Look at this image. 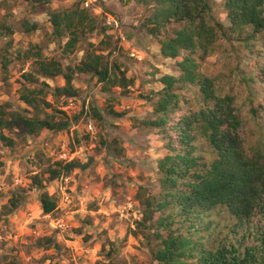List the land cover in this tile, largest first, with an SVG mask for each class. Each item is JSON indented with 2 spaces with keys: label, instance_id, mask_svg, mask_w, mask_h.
Masks as SVG:
<instances>
[{
  "label": "rangeland",
  "instance_id": "obj_1",
  "mask_svg": "<svg viewBox=\"0 0 264 264\" xmlns=\"http://www.w3.org/2000/svg\"><path fill=\"white\" fill-rule=\"evenodd\" d=\"M79 2L89 3L98 18L99 28L91 43L101 46L97 51L102 53L100 50H103L110 66L117 63L129 71L136 78L135 86L127 94L114 87L106 92L96 77L76 73L74 83L78 95L75 98L56 97L52 95L54 90H49L43 98L51 106L43 102L38 109L28 106L21 99L22 85L26 83L24 73L33 66L22 57L23 52L31 45H39L46 57L60 60L65 67H75L86 56L90 42L82 41L74 53L66 54L67 38H56L46 12L36 14L38 3L0 0V24L18 29L12 36L0 38V103H10L19 111L29 109L31 115L42 117L46 113L56 111L61 115L65 111L71 121L67 129L48 131L41 140L24 138L18 130H5L15 139L14 147L0 140V264H159L153 257L154 240L150 242L137 228L144 209L138 194L146 193L143 197H147L159 191L158 161L166 150L162 132L144 123L157 117L154 109L164 87L160 79L166 74L178 75V63L162 55L157 38L145 28L144 21L152 13L155 0H54L48 7L66 10ZM211 3L214 16L228 25L223 0H211ZM24 18L39 22L41 29L25 34L18 26ZM180 27L174 24L169 33L164 30L163 34L172 36ZM105 31L108 35L104 39ZM242 36L239 41L219 42L215 52L204 56L199 53L196 57L200 72L216 81L219 94L235 97L237 113L243 118L241 132L251 154L254 149L264 152V84L259 76L264 60V39L247 42L245 34ZM249 44L255 46L250 48ZM134 51L137 57L131 55ZM4 55L12 59L8 71L2 66ZM43 82L52 89L65 85L63 76L42 78L38 86L44 87ZM179 92L181 111L171 116V123H177L183 115L203 105L198 86H187ZM93 107L104 113V120H97ZM89 121L96 128L94 135L86 128ZM87 136H90L89 141ZM201 140L200 145H204L205 139ZM63 147L80 152L75 179L68 182L75 187V192L72 187H66V207L60 209L59 200L55 199L58 208L49 215L42 209L41 196L37 197L40 215L28 214L26 219L31 222L26 223L20 219V212L33 190L41 188L37 179L43 186L42 176H47L49 183L54 181L49 171L59 170L61 166L53 153L57 154ZM81 156L87 163H81ZM45 164L48 167L44 168ZM38 168H43V172L33 174ZM17 180L21 182L17 184ZM86 196L91 199L82 204L81 199ZM19 198L22 200L19 208L13 209L12 201ZM81 208L85 209L84 213ZM13 215L17 216L15 223L10 219ZM44 217L49 219L45 221ZM58 220L64 221V227ZM211 221L219 229L229 228L220 237L235 232L231 242H237L245 233L243 226L234 227L227 212H215ZM105 224L107 228L103 227ZM89 228L96 231H87ZM135 229L138 234L134 233ZM61 235L64 239L58 240ZM249 243L254 241L250 239ZM190 263L198 264L197 261Z\"/></svg>",
  "mask_w": 264,
  "mask_h": 264
},
{
  "label": "trees",
  "instance_id": "obj_2",
  "mask_svg": "<svg viewBox=\"0 0 264 264\" xmlns=\"http://www.w3.org/2000/svg\"><path fill=\"white\" fill-rule=\"evenodd\" d=\"M27 1L39 4L36 14L49 15L56 38H67L66 54L74 53L82 41L90 42V49L75 67H65L60 60L46 57L39 45H31L22 54L33 66L24 73L23 102L35 109L42 102L51 106L43 98L49 90H54L52 95L56 97L75 98L78 95L74 83L76 73L96 77L106 92L113 87L121 89L122 94L130 92L136 78L117 63L112 66L106 63L103 50H100L102 53L97 51L101 46L91 43L99 22L87 3L56 10L48 7L54 0ZM223 6L228 14V25L214 16L211 0H155L152 13L144 21L147 31L157 38L162 55L177 60L179 72L160 79L164 87L154 109L157 117L144 123L162 132L166 150L158 161L159 191L147 197H143L146 193L138 194L144 209L137 228L150 242L154 240L153 257L159 264H191L192 261L264 264V152L254 149L249 153L235 97L219 94L216 81L200 72L196 57L199 53L204 56L215 52L219 42L242 40L244 34L247 42L264 39V0H223ZM174 24L181 27L175 29L172 36L163 34L164 30L169 33ZM18 26L25 34L41 29L39 22L28 18L19 21ZM107 31L103 32L104 39ZM17 32L13 25L0 24V38ZM1 61L4 71H8L12 59L4 55ZM59 76L65 79L64 86L52 89L46 82L42 83L44 87L38 86L42 78ZM259 76L264 84V60ZM194 85L200 89L203 105L183 115L177 123H171V116L181 111L179 91ZM92 111L97 120H104L99 108L93 107ZM70 123L65 111L61 115L55 111L42 117L31 115L29 109L19 111L10 103H0V140L8 147H14L16 141L5 130H18L24 138L41 140L46 132L63 131ZM89 139L87 136L86 140ZM201 139H205L204 145H200ZM57 162L61 168L50 169L51 180L61 175L70 176L79 167V159ZM37 182L42 188V182L38 179ZM21 202L20 198L12 201L13 209H18ZM41 202L47 215L58 208L57 201L50 199L47 193L41 195ZM215 212H227L234 227L243 226L245 233L237 242L230 241L234 231L220 237L229 228L219 229L212 223L211 215ZM203 222L206 223L202 226ZM142 228L148 232L144 233ZM134 233L138 234L136 229ZM250 239L253 244L249 243Z\"/></svg>",
  "mask_w": 264,
  "mask_h": 264
},
{
  "label": "clouds",
  "instance_id": "obj_3",
  "mask_svg": "<svg viewBox=\"0 0 264 264\" xmlns=\"http://www.w3.org/2000/svg\"><path fill=\"white\" fill-rule=\"evenodd\" d=\"M82 151L83 150H81V152ZM77 155H80V152H78ZM81 163H87L86 158H84L83 156H81ZM43 167L46 168V167H48V165L45 164ZM36 172H43V168L35 169L33 171V174H35ZM75 176H76L75 172H73V174L71 176H67V177H65L64 175H61V177L59 179L54 180L50 183L48 182L47 176H42L41 179L44 181V186L42 188L34 189L33 192L30 194L28 202L23 206V210L20 212V219L26 220V223H30L31 219H26L28 214H34V216L40 215V204H39V201L37 200V197L41 196L44 193H47V195L50 199H58L60 209L65 208L66 204L64 202L68 200V197L66 195H64L65 189H66V187H72V191L75 192V187H73L72 185H70L68 183L69 181H73L75 179ZM20 182H21L20 180L16 181L17 184H19ZM62 182H63V184H62ZM76 198L79 199V197H76ZM88 199H91V197H87V196L84 197L83 199H81V203L82 204L86 203ZM6 202L7 201H5V203ZM130 206L131 205H129V207ZM80 211H81V213H84L85 209L81 208ZM68 218L71 219V217H68ZM10 219L15 223L17 220V216L13 215ZM43 219L45 221H47L49 218L44 217ZM26 223L23 226H21V228H20L21 232L24 230V227H26ZM58 223L61 227H64V221L63 220H58ZM96 223H99V221H97ZM38 227H39V225H38ZM103 227L107 228L108 225L105 224ZM13 230H15V229H13ZM100 230L102 231V229H100ZM87 231H96V229L95 228H89V229H87ZM111 234L112 233L110 232V235ZM57 239L63 240L64 236L61 235V236L57 237ZM97 247H98V245H97Z\"/></svg>",
  "mask_w": 264,
  "mask_h": 264
},
{
  "label": "built area",
  "instance_id": "obj_4",
  "mask_svg": "<svg viewBox=\"0 0 264 264\" xmlns=\"http://www.w3.org/2000/svg\"><path fill=\"white\" fill-rule=\"evenodd\" d=\"M87 6H89V3H87ZM133 57H137V54L136 52H132L131 54ZM139 58V57H138ZM86 128L88 130L89 133L91 134H95L96 133V128L93 124L92 121H89L87 124H86ZM79 151L78 150H75V151H71V150H68L66 147H63L57 154L56 153H53L54 156H57V160L58 161H64L65 163L67 162H71L75 159H78V153Z\"/></svg>",
  "mask_w": 264,
  "mask_h": 264
}]
</instances>
